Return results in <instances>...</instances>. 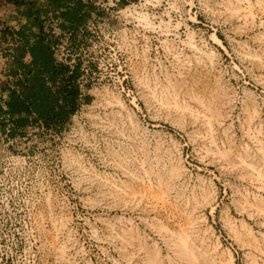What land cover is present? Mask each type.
I'll return each mask as SVG.
<instances>
[{"label":"rangeland","instance_id":"374dc122","mask_svg":"<svg viewBox=\"0 0 264 264\" xmlns=\"http://www.w3.org/2000/svg\"><path fill=\"white\" fill-rule=\"evenodd\" d=\"M117 2L67 118L0 135V264H264V0Z\"/></svg>","mask_w":264,"mask_h":264},{"label":"crops","instance_id":"0c3cea01","mask_svg":"<svg viewBox=\"0 0 264 264\" xmlns=\"http://www.w3.org/2000/svg\"><path fill=\"white\" fill-rule=\"evenodd\" d=\"M136 0H118L123 2ZM99 0H0V25L17 36L11 59L12 84L0 77V135H22L41 103L57 97L70 72L57 62L48 21L56 19L61 32L76 31L103 13ZM37 89L45 98L33 97ZM50 94V97H46Z\"/></svg>","mask_w":264,"mask_h":264},{"label":"built area","instance_id":"2783aa9c","mask_svg":"<svg viewBox=\"0 0 264 264\" xmlns=\"http://www.w3.org/2000/svg\"><path fill=\"white\" fill-rule=\"evenodd\" d=\"M102 1L99 0V4L102 6ZM116 1V0H115ZM49 29H50V34L53 36L55 39L51 43V50L59 64L62 65H69L70 68H73V66L70 65V62H73L74 59H71V61L67 62L66 61V55L63 53H59L58 50H62V42L63 39L66 41L70 37L74 36L75 33L82 31V28L80 27L76 31H64L61 32L59 28V22L56 19H50L48 21ZM17 42V36L14 32H12L10 27H6L4 25H0V77H2L3 80L9 82V84H12L15 77L19 76H13L11 73L10 65H11V59H12V53H13V47L15 46ZM68 66V67H69ZM70 70V69H69ZM71 71V70H70ZM37 122L42 123L41 120H37ZM36 122V123H37ZM2 137H6L9 139L10 135L8 133L2 135ZM9 159L18 161L19 157L10 155L8 153Z\"/></svg>","mask_w":264,"mask_h":264},{"label":"trees","instance_id":"16d2710c","mask_svg":"<svg viewBox=\"0 0 264 264\" xmlns=\"http://www.w3.org/2000/svg\"><path fill=\"white\" fill-rule=\"evenodd\" d=\"M65 72H70L68 77L64 81V85L61 89V96L63 101L58 103V98L54 97L52 100H47L41 103V107L36 108L37 112L36 120H41L46 127L56 125V123L61 122L67 118L68 110L66 106L70 104V111L73 110V102L76 96H78L79 88L75 84V81L80 75V67L77 65L73 70H69L67 66L60 64ZM33 97H44V93L37 89V91L32 94ZM46 97H50L47 94Z\"/></svg>","mask_w":264,"mask_h":264},{"label":"bare ground","instance_id":"6f19581e","mask_svg":"<svg viewBox=\"0 0 264 264\" xmlns=\"http://www.w3.org/2000/svg\"><path fill=\"white\" fill-rule=\"evenodd\" d=\"M125 10V9H124ZM218 41V40H217ZM117 102H119V103H121V101L120 100H117ZM167 198V197H166ZM164 203V202H163ZM162 203V204H163ZM166 205V204H165ZM191 217V216H190ZM195 219V218H194ZM192 222V221H191ZM191 222H189V224H191ZM194 225V224H193ZM199 225V224H198ZM197 226V225H196ZM189 227H190V225H189ZM193 228V227H192ZM192 228H190V229H192ZM177 232V231H176ZM186 232V231H185ZM182 233V232H181ZM197 233V232H196ZM177 234V233H176ZM182 235V234H181ZM178 237V236H177ZM178 239V238H177ZM180 239V238H179ZM182 241V240H181ZM181 241H180V243H181ZM185 241V240H184ZM183 244V243H182ZM177 246H178V244H177ZM184 250V249H183ZM190 250V249H189ZM182 252V251H181ZM211 252H213V251H211ZM210 256V255H209Z\"/></svg>","mask_w":264,"mask_h":264}]
</instances>
